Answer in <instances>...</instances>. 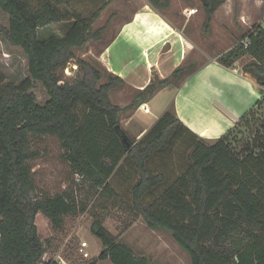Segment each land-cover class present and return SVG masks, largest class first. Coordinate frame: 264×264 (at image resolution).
Masks as SVG:
<instances>
[{"label":"trees","instance_id":"obj_1","mask_svg":"<svg viewBox=\"0 0 264 264\" xmlns=\"http://www.w3.org/2000/svg\"><path fill=\"white\" fill-rule=\"evenodd\" d=\"M68 1L0 0V9L9 18L8 27L0 26L1 35L23 51L29 71L18 86L0 78V264H58L44 262L47 247L39 235L37 215H45L59 231L68 216L106 209L103 203L111 199L142 217L150 229L168 232L191 264H264V121L260 119L264 118V28L244 37L248 45L242 41L218 58L226 68L242 62L240 69L256 80L263 95L234 130L207 142L191 133L171 107L136 142L121 125L122 115L134 106L121 108L111 100L113 91L125 86L122 78L97 60L83 59L77 60L74 81L64 76L75 50L102 41L104 28L93 26L103 9L89 18L74 13L64 26V36L40 38V29L62 22L58 6ZM149 1L153 7L159 3ZM200 1L210 22L228 0ZM197 70L187 61L136 97L150 101L158 91L180 86ZM38 83L48 95L44 105L35 93ZM262 110L263 116L257 115ZM245 125L249 134L235 135ZM45 137L58 140L60 157L74 181L83 177L89 190L86 198L79 200L71 188L54 195L38 190L31 163L43 156L36 144ZM177 141L186 146L187 163L183 173L169 182L150 163ZM126 161L136 173L128 201L111 183ZM90 231L102 243L100 255L90 264L107 260L151 264L115 237L102 217H94Z\"/></svg>","mask_w":264,"mask_h":264},{"label":"rangeland","instance_id":"obj_2","mask_svg":"<svg viewBox=\"0 0 264 264\" xmlns=\"http://www.w3.org/2000/svg\"><path fill=\"white\" fill-rule=\"evenodd\" d=\"M146 1L70 0L62 6H58V11L63 19L62 22L40 29L41 39L51 35L64 36L66 28L64 26L73 20L74 13L89 18L93 13L103 9L93 26L95 30L104 28L102 41L91 42L84 48L75 50L76 57L70 61L68 68L65 70V79L72 82L78 76L77 60H97L100 62L99 56L102 50L116 36L122 25ZM38 2L39 0H35L36 4ZM169 2L172 8H168V12L177 27L183 25V19L185 18L181 14L183 6L192 7L190 10H196V15L194 14L193 17H196L197 22L191 24L188 29L197 43L194 58L192 57L193 61L190 60V62H193L197 67L203 64L209 56L219 58L238 43L242 41L246 43L244 37L257 27L264 28V0H228L214 14L210 22H208L207 14L200 0H169ZM164 10H167V8ZM8 25V15L0 9V26L8 27ZM241 64L242 62L238 63L239 66ZM28 76V60L23 51L8 43L0 32V78L2 77L5 82L18 86ZM35 93L38 103L44 105L48 100V95L40 83H38ZM120 96L124 97L125 94L123 93ZM125 97L127 99V95ZM130 97L127 99L129 103H131L132 95ZM261 97L263 98L262 92ZM117 100L120 99L117 98ZM112 101L116 105L117 101L113 98ZM262 112L263 110L257 115H262ZM124 115H122L121 120ZM260 119L264 121L263 117ZM249 130L250 128L247 125L239 127L235 131V135H248ZM36 145V148L43 155L31 163L34 168L38 190L54 195L71 188L76 192L79 200L86 198L89 195L88 186L81 181H74V178L70 176L69 165L63 162L60 157L62 151L58 140L53 137H45L38 140ZM185 151L186 146L177 141L168 152L153 157L150 163L151 169L155 172L165 173L169 182L174 181L186 168ZM135 180V170L126 161L114 175L111 183L121 198L128 201ZM95 201L96 199L91 203V207ZM103 205L106 206V209L97 208L96 210L93 209V212L89 211L77 216H68L64 228L59 231L54 230L50 220L39 213L36 217V225L40 238L47 247L44 262L49 260L60 262L59 258H61L66 264H90L97 259L102 250V243L92 235L90 228L94 217L98 215L104 219L106 228L115 237L128 244L137 255L147 257L151 264H191L189 255L179 247L168 232L150 229L142 217H137L125 210L121 203L114 199L104 202ZM83 242L88 243L86 252L90 254L89 259L84 258L80 253ZM97 264L112 263L107 260L100 261Z\"/></svg>","mask_w":264,"mask_h":264},{"label":"crops","instance_id":"obj_3","mask_svg":"<svg viewBox=\"0 0 264 264\" xmlns=\"http://www.w3.org/2000/svg\"><path fill=\"white\" fill-rule=\"evenodd\" d=\"M158 2L153 7L147 0L100 53L101 64L125 81L122 89L113 91L111 100H116V106L121 108L134 106L132 112L123 116L121 125L136 142L171 107L191 133L214 142L234 130L255 108L262 99L261 90L238 64L226 68L218 62V57L209 56L180 86H168L150 101L133 96L144 91L153 80H164L185 62L193 61L197 47L188 29L197 22L194 14H188L192 7H182L185 18L183 25L177 27L168 12L172 8L169 0ZM123 93L127 99L132 95L131 103L120 96Z\"/></svg>","mask_w":264,"mask_h":264},{"label":"built area","instance_id":"obj_4","mask_svg":"<svg viewBox=\"0 0 264 264\" xmlns=\"http://www.w3.org/2000/svg\"><path fill=\"white\" fill-rule=\"evenodd\" d=\"M196 13V10L195 9H191L189 10L188 14L189 15H193ZM246 45H248V42L245 43ZM143 107V106H142ZM82 176H76V182H80L82 180ZM88 247V243L87 242H83L81 244V248H80V253L83 255L84 258L86 259H89L90 258V254L88 252H86V248ZM60 259V262L58 261H55L57 262L58 264H66L63 259L59 258Z\"/></svg>","mask_w":264,"mask_h":264},{"label":"water","instance_id":"obj_5","mask_svg":"<svg viewBox=\"0 0 264 264\" xmlns=\"http://www.w3.org/2000/svg\"><path fill=\"white\" fill-rule=\"evenodd\" d=\"M123 143L127 146V148L131 147V143L129 142L127 136H123Z\"/></svg>","mask_w":264,"mask_h":264}]
</instances>
